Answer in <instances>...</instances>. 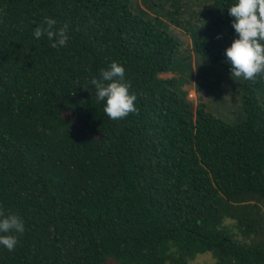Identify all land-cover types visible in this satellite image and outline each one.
Masks as SVG:
<instances>
[{
    "label": "trees",
    "instance_id": "1",
    "mask_svg": "<svg viewBox=\"0 0 264 264\" xmlns=\"http://www.w3.org/2000/svg\"><path fill=\"white\" fill-rule=\"evenodd\" d=\"M232 2L185 27L228 71ZM45 16L67 24L66 46L33 39ZM180 47L130 0H0V209L25 221L0 264H264V74L238 78L233 124L162 77ZM112 61L137 95L118 120L89 83Z\"/></svg>",
    "mask_w": 264,
    "mask_h": 264
},
{
    "label": "clouds",
    "instance_id": "2",
    "mask_svg": "<svg viewBox=\"0 0 264 264\" xmlns=\"http://www.w3.org/2000/svg\"><path fill=\"white\" fill-rule=\"evenodd\" d=\"M226 9L237 34L224 50L231 77L248 80L264 74V0H233ZM32 36L35 40L47 38L53 48L64 47L69 40L68 26H57L54 18L45 16L33 29ZM89 83L95 89L97 102H103V110L110 119H122L137 110V95L131 91L122 63L112 61ZM24 232L22 216L0 209V247L10 252L15 250Z\"/></svg>",
    "mask_w": 264,
    "mask_h": 264
},
{
    "label": "rangeland",
    "instance_id": "3",
    "mask_svg": "<svg viewBox=\"0 0 264 264\" xmlns=\"http://www.w3.org/2000/svg\"><path fill=\"white\" fill-rule=\"evenodd\" d=\"M181 15L174 14L171 0H130L132 10L145 19L157 21L165 30L181 41L175 56L174 72L162 77L184 79L182 88L195 105H203L209 113L227 122L238 124L245 120L238 77L213 61L197 55L192 50V37L185 27L192 28L204 16H209L213 0H181ZM186 20H190V25ZM192 21V22H191ZM178 66V67H177ZM262 99V98H261ZM212 253H201L190 264H215ZM113 264V263H110Z\"/></svg>",
    "mask_w": 264,
    "mask_h": 264
}]
</instances>
